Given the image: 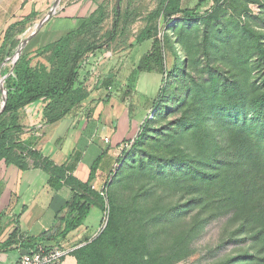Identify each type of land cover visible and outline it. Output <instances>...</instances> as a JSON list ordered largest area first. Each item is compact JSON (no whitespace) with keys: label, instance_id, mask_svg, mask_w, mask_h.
<instances>
[{"label":"rangeland","instance_id":"1","mask_svg":"<svg viewBox=\"0 0 264 264\" xmlns=\"http://www.w3.org/2000/svg\"><path fill=\"white\" fill-rule=\"evenodd\" d=\"M12 1L0 0V45H6L0 54V62L4 60L0 82L18 54L28 50L30 36L63 4L54 0L49 15L35 16L5 40L8 22L29 8L21 4L23 0ZM46 1L32 10H42ZM119 1L118 12H127V20L134 22L92 61L86 86L88 92L102 89L105 78L116 79L102 94L100 108L113 103L110 111L120 126L125 120L131 136L123 142L116 172L117 156L101 160L115 172L108 178L105 204L107 208V193L113 203L115 235L124 236L126 245L100 242L83 264H264V158L263 165L258 158L249 163L245 149L237 150L236 141L244 140V135L238 132L234 141L228 134L233 115L243 116L249 100L264 95V0H217L193 20L180 19L179 14L169 20L160 17L153 34L161 40L167 36V78L142 72L135 86L129 82L132 67L150 46L149 41L135 40L145 23L143 16L157 0ZM180 1L183 7L197 2ZM106 2L108 17L102 26L78 33L73 43L85 46L106 40L118 0ZM47 55L32 54L31 64H47ZM94 101H88L84 115L73 116L76 126L68 140L62 132L64 148L75 140ZM118 105L124 107L120 112ZM104 115L96 120L98 127L103 128ZM110 132L105 128L103 133ZM107 215L93 206L69 243L83 246L86 236L88 242L94 240Z\"/></svg>","mask_w":264,"mask_h":264},{"label":"trees","instance_id":"2","mask_svg":"<svg viewBox=\"0 0 264 264\" xmlns=\"http://www.w3.org/2000/svg\"><path fill=\"white\" fill-rule=\"evenodd\" d=\"M213 2L216 3L217 0H197L191 7H183L180 0L156 1L154 9L143 16L145 23L135 40L138 44L149 41L150 47L134 65L129 81L132 86H135L138 76L142 72L161 74L164 81L167 78L164 57L167 36L161 40L153 34L158 19L164 17L169 20L173 15L179 14L180 19L193 20L201 15V10L207 11L214 4ZM107 4V2H102L78 28L65 33L58 40L37 50L19 53L12 62L11 72L5 71L2 74L3 79L0 82V160L24 168L23 160L26 155L36 158L40 156L39 153L33 151H27V154H24L27 147L19 141V133L24 129V125L19 121L18 112L25 106L42 102V118L48 124L62 120L76 108L82 107L83 102L88 97L86 81L91 73L92 61L106 52L134 22L131 18L127 20V12L119 13L115 8L112 29L105 32L106 40L104 42L90 43L85 46L73 43L75 35L78 33L90 27L99 28L102 26L108 17V14L105 13ZM34 17L35 11L31 10L27 15L18 17L11 22L4 30V39L11 38L14 31L19 30ZM5 47L6 45H0V54L4 52ZM44 53H48L44 59L48 66L42 62L33 66L31 55L42 56ZM3 63L4 60L1 58L0 65ZM111 84H113L112 78H105L102 82V85L107 89L111 87ZM161 92L162 88L157 100H159ZM247 105V113L243 116L233 115L232 120L227 122L228 134L235 141V134L241 132L244 135V140L238 139L236 141L237 150L245 149L250 160L249 163L254 158H258L259 163L263 165L261 158H264V146H262L264 143V95L250 99ZM237 107L239 110H244L243 105ZM140 137L139 135L136 140ZM98 162L99 158L92 163L89 179L86 182H81L71 175L67 176L64 166H55L48 160L43 161L41 163L43 168L47 172H51L48 185L54 189H59L63 185H70L74 190L73 196L66 206L59 211L60 217L56 216L54 225L35 239L33 245L30 242H33L34 239L21 238L20 230L17 222H15V226L7 232L4 239L0 240V252L11 251L16 247L20 248L21 251H32L39 244L38 241H44L48 238L55 240L59 246H63L61 244L67 239L68 234L76 231L83 224L91 208L95 205H98L102 212L107 211V221L98 236L91 242H88L89 237L86 236L83 240L85 245L71 244L74 249L70 253L75 256L77 264H83L89 250L100 242H108L112 247L125 246L126 238L115 235L116 229L112 222L113 203L107 193L106 208L105 188L108 185V179L103 190H95L91 185ZM121 162L120 156L117 160V166ZM112 172L109 178L115 173L112 174ZM19 215L17 214L13 220H17ZM5 216V213L0 212V238L9 223L13 221L6 222Z\"/></svg>","mask_w":264,"mask_h":264},{"label":"crops","instance_id":"3","mask_svg":"<svg viewBox=\"0 0 264 264\" xmlns=\"http://www.w3.org/2000/svg\"><path fill=\"white\" fill-rule=\"evenodd\" d=\"M26 1L23 0L21 3L22 5H29L25 15L33 9V6H38L42 2V0ZM53 2L54 0L46 1L47 6L43 7L42 10L37 9L35 16L49 15L48 12L53 8ZM60 2L63 4L55 9L53 17L47 19L44 26L41 29H37L30 36V41L26 44L29 45L26 52L37 50L58 40L65 33L78 28L98 5L106 2V0H60ZM12 3V0H8L5 4ZM25 15L18 14L13 18L16 20L18 17ZM11 22L13 20H10L8 25ZM133 68L134 66L132 70ZM108 78H112L113 83L116 82L113 76H108ZM112 85L110 86L112 87ZM86 88L88 90L87 86ZM107 92L108 90L105 86L102 89L94 87L88 92V97L83 102L82 107L76 108L64 119L51 124L43 121L42 102L27 105L18 112L19 121L24 125V129L19 133V141L27 147L24 154H27V151H33L39 153L40 156L36 158L26 155L23 160L24 168H19L14 163L7 164L4 160H0V212L6 214V222L15 219V216L20 214L17 220H13L14 223L13 221L9 223L6 228L7 231L15 226V222H17L21 238L34 239L33 242H30L33 245L35 239L54 225L56 216L60 217L58 215L59 211L71 200L74 193L72 186L63 185L59 189H54L48 185L47 182L51 172H47L43 168L41 163L45 160L55 166H64L67 176L71 175L81 182H86L89 179L92 163L99 158L91 185L92 187L93 185L96 186L99 191L105 186L113 166H117L118 159L110 169V167L103 166L102 158L106 155H115L119 158L124 150L123 142L131 137L128 135L129 132H126L125 120L120 126L119 118H114L116 114L110 111L113 109V103L110 106L105 103L107 109L100 108L103 105L100 104L101 101L104 102L102 94ZM111 98L112 96H110L109 101ZM91 100L95 101L91 110L88 109L89 117L84 120L80 130L73 137V139L75 138L73 143L64 148L61 142L63 139L62 132L65 131L64 139L68 140L69 131L76 126L73 116L77 114L84 115L88 101ZM122 109L124 107L118 105L117 112L122 111ZM103 113L105 114V122L102 128L100 124L98 127L96 123L99 121L97 119H101L100 114ZM109 125L111 127H108ZM105 128H109L111 132L108 134L103 133ZM105 139L108 141H105ZM74 232L68 234L67 239L61 244L63 247H71L68 240ZM5 234L4 232L3 235L5 236ZM38 243H44L48 246H59L55 240L49 238L44 241H38ZM20 252L21 250L18 247L11 251L0 252V264H16ZM57 264H77V260L73 254L67 253Z\"/></svg>","mask_w":264,"mask_h":264},{"label":"built area","instance_id":"4","mask_svg":"<svg viewBox=\"0 0 264 264\" xmlns=\"http://www.w3.org/2000/svg\"><path fill=\"white\" fill-rule=\"evenodd\" d=\"M109 89L110 87H108ZM105 141L108 140L105 139ZM73 249V247L65 248L58 245L48 246L44 243H39L32 251H21L16 264H57L63 256L70 253Z\"/></svg>","mask_w":264,"mask_h":264},{"label":"water","instance_id":"5","mask_svg":"<svg viewBox=\"0 0 264 264\" xmlns=\"http://www.w3.org/2000/svg\"><path fill=\"white\" fill-rule=\"evenodd\" d=\"M119 5H120V1L118 0V2H117V6H116L117 10H118V8H119ZM105 223H106V221H105ZM105 223H104V226H105ZM104 226H103V227H104Z\"/></svg>","mask_w":264,"mask_h":264}]
</instances>
